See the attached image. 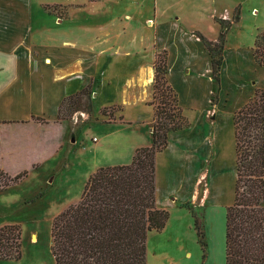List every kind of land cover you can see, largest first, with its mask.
Segmentation results:
<instances>
[{
  "label": "crops",
  "instance_id": "crops-1",
  "mask_svg": "<svg viewBox=\"0 0 264 264\" xmlns=\"http://www.w3.org/2000/svg\"><path fill=\"white\" fill-rule=\"evenodd\" d=\"M226 1L162 0L160 5L157 0L154 17L145 19L147 25L181 28L188 35L183 45L175 38L162 41L156 35L150 47L120 45L112 51L111 57L134 63L126 67L119 64L112 72L114 75L103 77L102 82L120 89L124 99L121 104L103 107H122L117 111L118 123L108 125L118 130L124 125L136 132L129 139L117 138V135L112 141L106 138L100 149L108 145L111 163L94 168L129 164L138 148L152 146L154 61L158 53L167 50L168 80L179 94L189 126L171 132L168 147L157 155L158 207L164 209L163 189H186L189 191L181 199L172 191L164 194V198L171 202L176 199L178 203L192 196L195 203L204 206V214L211 219L218 211L225 216L235 200L234 114L254 97L257 89L264 91V66L254 57L256 41L264 27L252 26L247 39L242 36L239 43L229 40V30L221 69V91L218 102H212L216 85L211 57L193 34L199 31H191L197 26L189 23L188 14L202 19L206 16L215 32H205L204 36L217 41L221 32L218 20H231L235 14L233 6ZM83 6H64L49 0H0V170L13 172V167L23 165L24 160H29L28 165H23L18 172L33 168L38 162L41 164L61 142L57 143L58 138L52 139L57 129L61 134L67 127L66 123L57 124L65 98L88 86L95 94L93 102L98 97L96 91L101 87V80L86 73L95 55L84 38L90 26L80 17L79 13L83 15L86 10ZM255 11L253 8L251 13ZM125 18L131 19L132 13H125ZM98 25L102 28L101 23ZM100 53L97 60L107 57L105 49ZM124 105H132L134 116L129 118L125 114ZM37 119L45 121L39 123ZM229 173L232 179L228 193L224 186ZM223 249L222 264H226L225 244Z\"/></svg>",
  "mask_w": 264,
  "mask_h": 264
},
{
  "label": "trees",
  "instance_id": "trees-1",
  "mask_svg": "<svg viewBox=\"0 0 264 264\" xmlns=\"http://www.w3.org/2000/svg\"><path fill=\"white\" fill-rule=\"evenodd\" d=\"M239 19L237 10L233 22ZM218 22L221 32L217 41L195 32L211 57L216 85L213 104L221 91L226 35L232 26L230 20ZM254 57L264 66L263 34L256 41ZM154 68L153 144L138 148L131 164L98 168L89 177L79 201L55 217L52 253L56 264H147L149 233L166 227L170 213L157 206V155L168 147L169 134L188 127L189 121L179 94L168 80L167 50L156 55ZM91 90L88 86L65 98L59 119L82 110L92 111ZM156 99L160 100L158 106ZM234 126L237 180L235 200L226 214V264H264V91L257 89L254 97L236 111ZM3 174L8 181L0 192L20 183L29 172L10 175L0 170ZM196 228L204 238L199 221ZM21 258L20 227H0V261Z\"/></svg>",
  "mask_w": 264,
  "mask_h": 264
},
{
  "label": "rangeland",
  "instance_id": "rangeland-1",
  "mask_svg": "<svg viewBox=\"0 0 264 264\" xmlns=\"http://www.w3.org/2000/svg\"><path fill=\"white\" fill-rule=\"evenodd\" d=\"M49 1H57L64 6L85 5L83 6L86 9L85 13L79 14L82 21L90 26L89 34L84 38L89 41L91 54L95 55L89 61L86 73L101 80V87L96 91L98 97L94 102L95 94L91 90L92 111L82 110L84 112H78L74 116L69 114L62 120L58 116L57 124L66 123L67 127L63 128L61 134L57 129L56 135L52 138H58L57 143L61 141L56 151L43 159L41 164L39 162L34 164V169L29 168L27 178L0 192V227L18 225L22 232L21 260L0 261V264H56L52 253L53 220L68 206L79 201L89 177L97 170L94 169L97 165L111 163L108 145L100 149V145H104V140L109 137L112 141L115 135L117 138L129 139L135 134L134 129L124 125L119 127L120 130L118 127L108 125L118 123L117 111H121L122 107L103 108L110 103L121 104L124 101L121 90L115 86L108 87L102 82L103 77L114 75L112 72L119 64L126 67L129 63H134L111 57L112 51L120 45L123 48L146 45L150 47L151 40L155 39L156 35L162 41L175 38L183 45L188 36L176 26L163 25L156 28L147 25L145 19L150 15L154 17L157 0ZM158 2L162 5V0ZM226 4L233 6L234 13L239 10L241 16V21H237L238 24L234 27L236 23L233 22L234 17L230 20L232 26L229 29L231 30L229 40H235H232L233 43L242 42V36L247 39L252 26L264 27V0H232V4L227 0ZM253 8H256L254 14L251 13ZM127 12L132 13L131 19L125 18ZM188 16L191 19L189 23L197 26V29L191 31H199L203 35L205 32L209 34L215 32L214 26L206 21V16L203 19L195 14ZM98 19L100 22H95ZM93 22L95 26H91ZM98 23H101L102 28H99ZM193 34L195 35V32ZM262 34L264 35V32ZM101 49L106 50L107 57L97 60ZM155 102L158 106L160 100L156 99ZM124 107L129 118L134 116L135 109L132 105ZM37 121L44 123L45 120ZM28 162L29 160H24L23 165L27 166ZM23 165L22 163L16 165V169L13 167V172H4L15 175ZM228 175L224 190L229 193L232 178L230 173ZM7 177L5 174L0 175V187L7 183ZM169 191L181 199L185 196L183 193L189 190L165 188L162 190L163 196L165 197L164 194H168ZM164 197L161 201L164 209L170 213V218L162 231L149 233L147 264H222L224 244L226 248V214L224 216L218 211L211 219L204 214V206L195 203L192 196L190 200L187 198L186 201L178 203L176 199L171 202L169 199L166 201ZM196 221L202 225L204 238L198 234Z\"/></svg>",
  "mask_w": 264,
  "mask_h": 264
},
{
  "label": "built area",
  "instance_id": "built-area-1",
  "mask_svg": "<svg viewBox=\"0 0 264 264\" xmlns=\"http://www.w3.org/2000/svg\"><path fill=\"white\" fill-rule=\"evenodd\" d=\"M97 139H95V141H96Z\"/></svg>",
  "mask_w": 264,
  "mask_h": 264
}]
</instances>
